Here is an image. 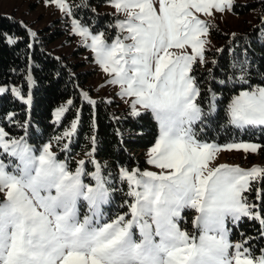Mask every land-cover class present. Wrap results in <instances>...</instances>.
I'll use <instances>...</instances> for the list:
<instances>
[{
    "label": "snow or ice",
    "instance_id": "snow-or-ice-1",
    "mask_svg": "<svg viewBox=\"0 0 264 264\" xmlns=\"http://www.w3.org/2000/svg\"><path fill=\"white\" fill-rule=\"evenodd\" d=\"M46 3L70 19L73 33L93 53L106 83L119 88L130 114H151L157 122L147 163L159 172L122 167L119 178L128 199L120 207L127 211L108 217L106 206L116 189L106 166L95 160V147L73 169L68 159L58 158L53 140L36 146L0 127V264H264V248L257 255L253 237L241 232V240L231 239L245 220L257 221L264 237V167L214 164L222 151L257 153L264 146L221 145L201 136L220 98L209 88L205 107L195 75L198 65L208 63L207 37L214 27L200 16L230 11L234 0H109L116 10V22L108 26L115 30L111 37L76 18L69 0ZM233 68L238 76L218 81L240 85L222 106L224 126L264 131V85L246 78V60ZM6 91L31 103L21 89L0 86V94ZM82 97L97 103L88 92ZM72 104L56 109V122ZM78 124L77 116L53 138L57 145L64 142L62 151ZM253 191L255 201L249 198ZM188 213L190 228L182 226Z\"/></svg>",
    "mask_w": 264,
    "mask_h": 264
},
{
    "label": "trees",
    "instance_id": "trees-1",
    "mask_svg": "<svg viewBox=\"0 0 264 264\" xmlns=\"http://www.w3.org/2000/svg\"><path fill=\"white\" fill-rule=\"evenodd\" d=\"M46 1V0H40ZM75 5L74 14L83 23L90 24L93 31L99 29L106 31L111 37L115 30L108 27L116 22V17L102 11L109 0H69ZM94 10V11H93ZM253 10H259L261 16L259 24L250 30L232 34L212 27L210 34L217 48L206 51L208 63L198 65L195 75L201 86L204 106L207 107L211 88L219 96L217 114L209 120L207 127L201 133L203 139L217 144L230 142H253L264 146V131L254 129L240 132L224 126L222 106L226 105L230 97L240 88L231 83L221 85L219 80H227L238 76V68L233 64L247 61L248 75L246 78L252 84L264 85V1L235 4L233 12L242 16ZM58 24V22H54ZM49 27L42 31L43 37L32 39L27 28L18 20L0 14V34H7L17 40L10 44L0 35V86L10 89H21L23 94L31 95V105L21 102L11 91L0 94V127H3L12 137L26 136L29 143L39 146L53 140L54 151L58 158L68 159L71 168L75 162L86 152L95 147L94 158L105 165V172L109 174L116 189L112 202L106 207L108 217L127 211V207H120L125 199L127 186L119 178V170L123 168L141 171L147 166L146 152L151 148L158 137V125L151 114L143 117H134L129 108L120 110L122 103L114 100L107 101L97 98L95 106L88 104L82 97V92H89L94 96V90L88 87L96 72L87 69L91 63L74 59L84 55L86 50L79 48L70 57H56L49 50V46L66 36V32L59 28ZM31 45V47H29ZM222 49V51H218ZM212 61L216 63L213 64ZM32 77V85L28 77ZM67 100L73 104L66 113L62 123L57 126L53 123V113ZM9 114H14L9 120ZM79 117L76 132L71 138L67 151H62L63 141L60 145L53 139L61 135L71 123ZM95 137V144L92 138ZM264 155V147L261 149ZM89 171L93 170L91 164L87 165ZM88 182V181H86ZM122 189V190H121ZM249 198L255 201L256 193L253 191ZM261 207L264 208V197ZM260 224L245 220L239 229H233L231 239L253 237L250 241L253 250L259 255V249L264 248V237L260 235Z\"/></svg>",
    "mask_w": 264,
    "mask_h": 264
},
{
    "label": "rangeland",
    "instance_id": "rangeland-1",
    "mask_svg": "<svg viewBox=\"0 0 264 264\" xmlns=\"http://www.w3.org/2000/svg\"><path fill=\"white\" fill-rule=\"evenodd\" d=\"M261 1L264 0H234L233 6L235 4L258 3ZM102 11L113 14L116 10L111 7L109 3H107ZM0 14L18 20L23 26L27 28L28 32L29 30L35 32L37 34L35 37L30 35L32 39L42 38V31L52 26H55L53 27L55 29L59 28L60 30L66 32V36L50 45L48 50L56 57H70L74 51H77L79 48L85 49V54L81 56L79 55V57L75 58L74 60L76 62H81L88 61V58H91V63L88 65L87 69L94 70L96 74L88 84V87L94 90V96L89 94L90 97L94 100L97 98H104L107 101L116 100L122 103L120 110L129 108L128 103H126L121 97L117 95L119 88L106 83L107 76L95 63L93 53L89 48L83 45L81 37L73 33L70 19L66 17L63 12L58 10L55 4H47L46 1L40 0H0ZM260 16L261 12L259 10H253L246 15L239 16L234 14L232 8V10L225 13H214L213 16H204L201 14L200 18L210 22L214 25V27L219 28L223 32L236 34L241 31L250 30L257 26L259 24ZM56 21L58 24H54ZM207 39L210 41V44L207 45V51L215 50L217 48V44L212 40L210 32ZM30 85H32V82H30ZM20 101L23 102L22 100ZM67 101L62 105H66ZM26 105L30 107L31 103ZM55 111L53 113V123L59 126L62 123L66 113L62 120L58 123L56 122L54 115ZM150 149L151 148H149L146 152V160H148V152ZM80 159H88V157L84 155ZM214 164H228L232 166H240L244 169H250L254 166L264 167V155L262 156L261 150L257 153H245L242 150L222 151L216 156ZM144 170L159 172V169L150 164H148ZM191 218L192 213H188L186 216L187 223L182 224V226L190 228Z\"/></svg>",
    "mask_w": 264,
    "mask_h": 264
}]
</instances>
